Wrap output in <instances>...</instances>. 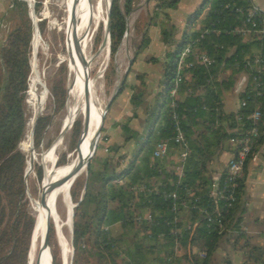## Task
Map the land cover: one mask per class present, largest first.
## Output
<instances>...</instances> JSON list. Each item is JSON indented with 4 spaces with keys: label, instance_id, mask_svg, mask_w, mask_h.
Here are the masks:
<instances>
[{
    "label": "trees",
    "instance_id": "1",
    "mask_svg": "<svg viewBox=\"0 0 264 264\" xmlns=\"http://www.w3.org/2000/svg\"><path fill=\"white\" fill-rule=\"evenodd\" d=\"M178 1L152 0L148 24L158 27L161 42L167 47L158 90L152 98L146 99L142 75H135L137 82L128 84L126 74L111 101L125 87L130 89L129 113L115 123L122 143H109L104 135L102 153H95L99 148L97 144L87 162L86 179L78 185V189L84 185L83 192L79 196L74 189L77 179L69 189L76 203L72 209L71 264H209L227 233L232 244L242 239L244 260L241 264H264V247L249 243L240 227L242 217L237 214L246 162L264 141V15L250 0H201L185 16L176 40L175 26L165 10L174 8ZM131 2L124 1L122 12L117 0H111L110 58L122 43L125 15ZM10 4L19 21L0 44V264H28L35 219L26 247L32 219L28 217L23 227L27 216L23 180L26 156L19 150L18 143L27 117L25 90L32 28L26 1L11 0ZM39 5L40 0H35L34 11ZM250 8L253 9L250 18L256 23L254 27L245 23ZM197 22L199 25L195 27ZM243 25L250 29L245 35L237 30ZM38 28L41 31L42 24L38 23ZM149 41L146 28L130 67ZM187 46L190 52L182 57V67L178 68L181 52ZM199 52L209 58L208 64L198 62L196 54ZM150 60L156 59L151 57ZM226 70L229 75L217 77ZM240 72L246 76V83L238 93V108L224 112L219 97L221 85H231ZM113 73L109 65V74ZM178 75L180 80L176 81ZM171 90H175V96L171 95ZM53 95L61 106L64 91L55 90ZM254 109L260 112L255 125L257 136L235 180V199L227 206L222 197L212 196L225 177V166L215 181L209 166L225 141L239 137L252 126L248 115ZM138 111L142 114L139 129H133L130 121L138 118ZM172 112L178 116L183 145L174 141ZM49 119V115L36 118L32 133L35 146L40 143ZM73 126L76 134L78 121L75 120ZM81 130L82 125L76 140ZM162 139L167 141V151L153 157L154 146ZM170 150L177 154L178 160L168 157ZM181 150L186 152L182 160L179 159ZM36 176L41 177L39 166ZM89 177H93V181ZM116 225L119 232L114 235L110 230Z\"/></svg>",
    "mask_w": 264,
    "mask_h": 264
},
{
    "label": "rangeland",
    "instance_id": "2",
    "mask_svg": "<svg viewBox=\"0 0 264 264\" xmlns=\"http://www.w3.org/2000/svg\"><path fill=\"white\" fill-rule=\"evenodd\" d=\"M26 1L27 4V14L30 19V25L32 28V33L29 39V73L27 76V89L32 85L33 80L37 82L34 85V96L29 98L26 94L28 102L26 103L27 117L25 123V129L22 139L18 143V148L21 150L25 156V166L24 171L27 170L24 180L25 187V212L27 214L26 220L23 224L26 225L28 217H31L32 224L27 233L26 247L28 242L29 233L31 231L34 222V212H33V202L38 200L41 180L45 174L46 189L45 195L47 193V185L50 177V170L46 165L47 162L43 159V154L46 149H48L56 138L59 136L58 132L61 126V120L64 117L65 106L66 105V94L68 90V85L70 82L69 72L65 60V32L63 25L64 17V5L63 0H40V5L36 11H34V1L35 0H22ZM125 0H117L120 10L123 12V4ZM186 1V0H184ZM11 0H0V44L4 42L7 33L18 24V15L11 8ZM152 0H132L131 8L129 12L125 15L126 23V35L123 36L122 43L118 49V52L110 58L109 56V43L107 41L106 49L102 46V39L104 30L102 24L99 22L94 25L89 33L88 46L86 53L91 57L90 63V80H89V90L97 97V103L103 108L107 100L109 99L114 87L122 77L124 70L127 66L128 60L131 58L133 60L134 51L137 43L141 37V33L148 28V33H153L155 28L154 25H149V14L152 10ZM186 3H180L176 8L165 10L170 17L169 20L175 19L183 16L188 12L189 9L186 8ZM34 16L36 23V32L33 31L32 16ZM106 17V13H105ZM161 18V17H160ZM172 20V21H173ZM171 22V21H170ZM38 23L42 24V30L39 31ZM158 28V27H157ZM95 43V44H94ZM101 44V45H100ZM36 46L35 50L34 47ZM100 46V47H99ZM90 47V48H89ZM94 48V49H93ZM127 48V49H126ZM121 49V51H120ZM125 51V52H124ZM97 53V54H96ZM62 54V55H61ZM138 56V55H137ZM135 57V59L137 58ZM131 60V61H132ZM98 61V62H97ZM135 61V60H134ZM99 64V65H98ZM131 64V63H130ZM1 65V64H0ZM109 65L112 66L114 73L109 74ZM130 67V66H129ZM0 66V80L2 78ZM130 69L127 70L126 74L129 75ZM34 83V82H33ZM64 91V100L61 106L57 105L55 101V96L53 91L55 90ZM41 90V91H40ZM123 91V90H122ZM120 92L119 94L123 93ZM43 97H42V96ZM41 99V100H40ZM118 101L119 97L115 98ZM48 100V101H47ZM36 105V106H35ZM40 105V106H39ZM32 106V107H31ZM31 107V108H30ZM36 107V108H35ZM39 111V112H38ZM34 112V120L30 122V117ZM32 113V114H31ZM31 115V116H30ZM37 115V116H36ZM49 115V123L46 125L40 143L38 145L33 144V126L35 120L38 116ZM109 118L108 110L104 114L103 123L101 127H104V120ZM78 121L79 128L76 134H74L73 122ZM71 123V125L62 133L59 142L54 146L52 154L55 158L53 169V175L56 179L60 178L65 164L69 160L70 154H76L79 146L77 137L80 132V127L83 124V119L76 116ZM104 131L100 129L99 136L96 140V145L99 148L95 150L97 155L102 153L103 136ZM67 138V139H66ZM80 145V144H79ZM96 147V146H95ZM57 149V150H56ZM29 153V154H28ZM56 155V157H55ZM42 156V157H41ZM28 157V158H27ZM29 157H32L31 163L28 166ZM41 161H43L41 163ZM40 167L41 177L36 176V167ZM64 166V167H61ZM61 167V168H58ZM29 171V172H28ZM60 173L58 174V172ZM24 174V173H23ZM87 176L86 167L83 171L77 175L75 179L78 180L77 185L74 189L79 196L83 192V186L78 189V185L85 181ZM74 179V180H75ZM93 177H89L90 181ZM73 180V181H74ZM73 187V182L70 188ZM79 190V191H78ZM70 202L74 205L76 204L71 195L69 194ZM57 213L61 221L60 235L63 241L67 244L69 250V260L68 264H71L72 257V246H71V235L69 221L66 220V212L63 203L60 199L56 203ZM73 209V207H72ZM255 208L248 206L244 208L243 217L240 221V227L244 231L249 243L260 245L264 247V217H256L254 213ZM262 210V209H261ZM65 221V222H64ZM51 221L48 223V244L51 251L54 264H61V254H60V243L59 238L56 233L55 227ZM50 227V232H49ZM110 232L116 235L119 232L118 226H113ZM70 235V236H69ZM32 246L27 255V263L32 264L34 255V244H35V229L33 228V233L31 234ZM227 234H224L222 240L219 244L218 249L213 254L212 259L209 264H241L244 260V255L241 251L242 239H238L236 244H232L231 239ZM227 239V240H225ZM70 246V247H69ZM27 254V253H26ZM251 264V263H248Z\"/></svg>",
    "mask_w": 264,
    "mask_h": 264
},
{
    "label": "bare ground",
    "instance_id": "3",
    "mask_svg": "<svg viewBox=\"0 0 264 264\" xmlns=\"http://www.w3.org/2000/svg\"><path fill=\"white\" fill-rule=\"evenodd\" d=\"M108 1L109 0H63V25L66 37L65 60L69 72L70 82L67 90L66 105H64L65 113L61 120V127L65 128L66 130L70 126L73 118L76 116H79V118L83 119V124L81 135L77 144V146H79V148H77L78 151L76 154L72 153L68 156L69 160L64 165L65 168L60 178L56 179L53 175V169L55 167L53 162L55 158L52 151L54 146L59 142L61 136H58L53 144L48 149H46L43 154V159L45 162H47L46 165L50 170V177L47 185L46 195L45 189L47 179L45 178V174L41 182L42 188L44 189L43 204L40 205L38 200H34L33 202V212L35 219L33 228L35 229V244L32 264H49L47 260V250L43 247L45 220L48 223L51 221L54 225L59 238L58 241L60 243L59 245L62 264H68L69 250L67 244L61 238L62 235H60L61 221L57 213L56 203L58 199L61 200L65 208L66 220L68 221L72 204L69 199V189L72 184L71 176L74 172L80 174L83 171L84 162L87 155L89 154L91 144L95 137V129L101 113V107L97 103V97L89 90V80L91 78L89 74L91 57L87 55L86 49L88 46L91 28L100 22L104 30L105 13ZM102 35V46H104L103 48L106 49L107 39L105 30L104 34ZM35 48L36 46L34 47V50ZM33 82L29 90V95L32 97L34 96L33 87L37 81L33 80ZM65 130H63V132ZM42 162L43 161H41V163ZM31 238L28 251H30L32 246Z\"/></svg>",
    "mask_w": 264,
    "mask_h": 264
},
{
    "label": "crops",
    "instance_id": "4",
    "mask_svg": "<svg viewBox=\"0 0 264 264\" xmlns=\"http://www.w3.org/2000/svg\"><path fill=\"white\" fill-rule=\"evenodd\" d=\"M182 2L183 4L186 3L187 9L190 7H192V9L186 12L185 15L177 18V22L180 21L178 24L174 21L175 19H172L173 21L170 19L176 29L174 34V39L176 40L179 38L180 31L183 28L185 16L194 10L201 0H179L176 6ZM252 4L264 15V0H252ZM176 6L174 8H176ZM168 14H170L169 11ZM198 25L199 24L197 22L195 27H198ZM153 27L155 30L153 33H149L150 41L146 49L138 54L137 58L130 67L129 75L126 77L127 83L133 84L137 82L135 75H142V81L147 92L146 99L152 98L159 88L158 82L161 72V63L164 59L165 51L167 50V47L161 42L159 29L157 26ZM151 57H154L156 60L152 62L150 60ZM227 75H229V71L226 70L224 72H219L217 77L224 78ZM245 83L246 76L240 72L235 75L234 81L231 85L228 87L221 85L219 97L221 109L224 112H233L238 108V93L243 89ZM122 92L123 93L117 96L119 97L118 101H115V99L110 104L108 108L109 118L104 120V133L107 142L109 143H122L120 130L117 126H115V123L120 122L129 113L130 105L128 98L130 89L125 87ZM179 97L181 96L178 95V98ZM137 113L138 118L130 121V126L133 129H139V120L142 118V114H140L139 111ZM127 146L130 147L131 144H128ZM230 147V143L225 141L222 144L218 156L213 162H211L209 169L212 170L213 181L216 180L221 168L225 166L227 159L230 157ZM168 157L173 161L178 160L177 154L172 153L171 150ZM250 205L252 208H255L254 213L257 215L256 217H264V141L256 148L246 162L243 174V188L239 197V209L237 214L240 215V217H243L244 208Z\"/></svg>",
    "mask_w": 264,
    "mask_h": 264
},
{
    "label": "built area",
    "instance_id": "5",
    "mask_svg": "<svg viewBox=\"0 0 264 264\" xmlns=\"http://www.w3.org/2000/svg\"><path fill=\"white\" fill-rule=\"evenodd\" d=\"M252 13H253V9L252 8L248 9L245 23H247L249 27H254L256 25V23L250 18ZM237 30L242 35H245L249 32L250 29L245 28V26L243 25L242 27L237 28ZM189 52H190V48L188 46L185 47L184 50L181 52V58L178 64V68L182 67L181 64L182 57H184ZM196 59H198L199 63L205 65L210 62L209 58L204 53L201 52L196 54ZM254 79L255 77H252V80ZM179 80H180V76L178 75L176 77V81ZM29 90L30 87L27 89V80H26L25 103L28 102V99L26 98V94H28L29 98L32 97L31 95H29ZM171 95L175 96V90H171ZM240 104L242 105L243 102H240ZM171 105H174L173 102H171ZM34 118L35 117L33 112L32 117L30 118V122H32ZM259 118H260L259 110L258 109L252 110L251 113L248 115V119L252 122V126L244 130L239 137L231 138L229 140V143L231 145V155L227 159L225 164V177L221 182L220 188L212 192V196L222 197L226 201L227 206H230L235 199V194H234L235 180L241 174L245 158L250 150V147L254 139L257 136V130L255 125L259 121ZM171 119L173 121V128L175 131L174 141L183 145L184 143L183 133L179 128L178 116L174 112H172L171 114ZM166 151H167V141L165 139H162L156 142L154 149L152 151V155L153 157H160L164 155ZM185 154H186L185 150H181L179 154V159L182 160L185 157ZM171 196L175 197L173 193L171 194Z\"/></svg>",
    "mask_w": 264,
    "mask_h": 264
},
{
    "label": "water",
    "instance_id": "6",
    "mask_svg": "<svg viewBox=\"0 0 264 264\" xmlns=\"http://www.w3.org/2000/svg\"><path fill=\"white\" fill-rule=\"evenodd\" d=\"M110 4H111V0L108 1V5H107V9H106L105 24H104L105 35H106V39H107L108 43H109V39H108V15H109ZM30 15L32 16L33 31L36 32V23H35V20H34V16L32 14V10L30 12ZM125 35H126V23H125V31L123 33V36H125ZM131 60H132L131 58L128 60L127 66H126V68L124 70V73H123L122 77L120 78V80L118 81L116 86L114 87L113 92L111 93L109 99L107 100V102L105 103L103 108L101 109V113H100V116H99L98 124H97L96 129H95V137H94L93 142L91 144V148H90L89 154L87 155V157L85 159L84 167L87 166L88 159L92 156V154H93V152L95 150L96 140H97V138L99 136V133H100V129H101V126H102V123H103L104 114L107 111L108 106L111 103L112 99L115 97V95L117 94L118 90L121 88V85H122V83H123V81L125 79V76H126V72L129 69ZM66 96H67V94H66ZM73 120H74V118H73ZM73 120H72V122H73ZM63 130H65V128L60 126V129H59V132H58L59 137L62 135ZM31 159H32V157L29 158V164L31 163ZM26 172H27V170L24 171V174H23L24 177L26 175ZM77 175H78L77 172H74L72 174L71 183L77 177ZM41 182H42V180H41ZM215 185H216V182L214 183V186ZM215 189H216V186L214 187V190ZM43 190L44 189L42 188V185H41L40 192H39V197H38V202H39L40 205L43 204ZM75 205L76 204H74V205L71 204L70 216H69V220H68L69 221L71 238H72V215H73L72 207H74ZM43 247L46 248V250H47V260H48L49 264H54L53 258H52V255H51V251H50V248H49V244H48V222L46 220H45V232H44V238H43Z\"/></svg>",
    "mask_w": 264,
    "mask_h": 264
}]
</instances>
